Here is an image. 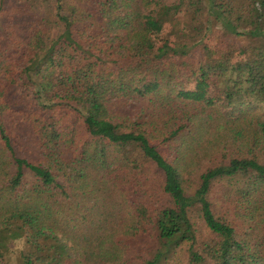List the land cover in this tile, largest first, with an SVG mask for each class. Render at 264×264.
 <instances>
[{"label": "trees", "instance_id": "16d2710c", "mask_svg": "<svg viewBox=\"0 0 264 264\" xmlns=\"http://www.w3.org/2000/svg\"><path fill=\"white\" fill-rule=\"evenodd\" d=\"M0 264H264V0H0Z\"/></svg>", "mask_w": 264, "mask_h": 264}, {"label": "rangeland", "instance_id": "374dc122", "mask_svg": "<svg viewBox=\"0 0 264 264\" xmlns=\"http://www.w3.org/2000/svg\"><path fill=\"white\" fill-rule=\"evenodd\" d=\"M178 30V26L176 25H172V24H165L163 26V30L162 33L160 34V40L157 41L156 46H160L162 43H171L176 32ZM222 34L221 30L216 27L213 26V28L210 30V32L208 33V35L205 38L206 43L210 44V45H215L216 41L218 39V37ZM40 146L39 143L37 142V140L34 138L33 135H31L30 133L25 135V138L23 139V142L21 144V146L15 150V153L17 156H22L27 158L30 161H36L39 156H40ZM228 157V155H225L224 152H222V154H219L217 160L208 163V162H204L201 163V165H203V168L205 166H211L212 164L217 163L218 161H226V158ZM29 174L26 175V177H28ZM29 178V177H28ZM156 178V177H154ZM159 181V179H157ZM224 191V186L221 183H215L212 187V189L209 192L208 198L210 199L212 205L215 207V209H217V207L219 206V201L223 200L222 199V192ZM139 250L142 252L143 256L146 257L148 254V246L145 245L144 247H140ZM186 254L182 253V255L180 256L181 261H185L186 260ZM10 258H14V255L11 254L9 255ZM140 261V260H139ZM11 262V260L9 261Z\"/></svg>", "mask_w": 264, "mask_h": 264}]
</instances>
